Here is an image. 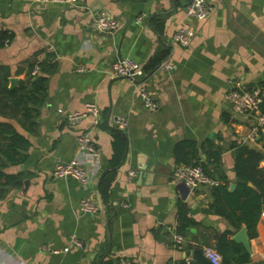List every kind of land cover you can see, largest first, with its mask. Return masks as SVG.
I'll return each mask as SVG.
<instances>
[{
    "label": "crops",
    "instance_id": "1",
    "mask_svg": "<svg viewBox=\"0 0 264 264\" xmlns=\"http://www.w3.org/2000/svg\"><path fill=\"white\" fill-rule=\"evenodd\" d=\"M189 1L0 0V32L12 35L0 44V74L14 89L38 65V77L47 80L33 124L0 115L28 139L17 163L3 153L9 141L0 145V264H196L193 251L216 247L225 232L232 240L243 228L248 235L244 223L235 227L210 209L213 187L190 190L173 173L180 165L176 149L187 140L196 142L200 162L231 191L255 164L246 161V151L237 159L242 147L262 154L256 170L264 169V130L253 139L256 120L225 101L233 80L246 89L264 88V0H208L213 12L200 21L187 17ZM100 11L114 16L116 31L92 28ZM142 13L146 17L137 23ZM184 23L195 30L188 47L174 40ZM125 57L140 63L145 76L112 77V64ZM165 64L171 69L163 70ZM138 85L157 103L156 111L146 108ZM87 103L98 105L99 123L90 116L68 124L67 113L83 111ZM120 116L128 121L123 131L115 123ZM83 132L91 135L97 160L81 154ZM58 158L81 159L98 183L83 187L72 177L54 178ZM148 166L153 172L145 182L142 168ZM246 185L260 191L251 180ZM82 199L99 210L81 211ZM256 230V237L248 235L251 264L264 262L262 214ZM176 234L184 237L179 247Z\"/></svg>",
    "mask_w": 264,
    "mask_h": 264
},
{
    "label": "built area",
    "instance_id": "2",
    "mask_svg": "<svg viewBox=\"0 0 264 264\" xmlns=\"http://www.w3.org/2000/svg\"><path fill=\"white\" fill-rule=\"evenodd\" d=\"M40 3L54 2V3H76L78 0H35ZM186 15L192 20H204L211 16L213 7L209 4L208 0H190L185 8ZM146 17V13L140 14L136 22L141 23ZM92 28L99 33H112L117 30L119 24L114 16L107 11H100L91 21ZM195 35V30L189 23H184L178 27L174 34L175 42L181 47H188ZM38 65L33 70L32 74H38ZM171 69L170 64L163 65V70ZM78 72L86 71L85 67H79ZM111 76L114 78H127L132 81L145 76L140 63L130 57L122 58L112 64ZM138 92L143 99L146 108L149 111H156L158 109L157 103L153 100L147 89L143 85H138ZM225 101L231 105L232 109L239 114L250 116L255 119L257 126L253 128L251 136L256 138L260 130H264V88L255 87L246 89L242 87L239 80L232 81V88L226 93ZM99 108L95 103H87L83 111L69 112L66 115V121L72 126L79 125L85 118L93 116L94 124L97 125L100 121ZM115 123L120 131L126 129L128 121L125 117H117ZM78 146L81 154L94 157L96 160L99 157V151L92 143L91 135L88 132H83L78 138ZM135 172L130 173V177L135 176ZM174 179L183 182L190 190H194L200 186H218L221 182L217 179L210 177L201 165H179L173 173ZM54 178H67L72 177L79 182L83 187H88L90 184L98 183V177L90 175L85 167L84 161L79 158L65 161L58 158L55 168L53 170ZM80 210L86 213H95L99 210L98 206L88 199L80 201ZM264 216V211L262 212ZM71 241L74 245L81 247V241L72 236ZM177 247L184 241V237L180 234L175 235ZM64 250H51L53 254H59L67 251ZM204 253L206 258L212 264H222V256L215 247H205ZM119 264H133L129 260L122 259ZM179 264V263H173ZM183 264H191V260H187Z\"/></svg>",
    "mask_w": 264,
    "mask_h": 264
},
{
    "label": "trees",
    "instance_id": "3",
    "mask_svg": "<svg viewBox=\"0 0 264 264\" xmlns=\"http://www.w3.org/2000/svg\"><path fill=\"white\" fill-rule=\"evenodd\" d=\"M11 39V34L6 31L0 32V44H6ZM1 72H3V68H0ZM7 76V74H0V115L9 120H16L27 127L28 123H34V118L38 115V109L35 106H38L39 102L42 103L40 96L42 92H45L47 80L32 74L27 80L21 81L18 87L10 89ZM118 132L119 136L122 135L120 131ZM1 141H9L3 153L8 156L11 163H17L23 159L24 155L18 152V148H21L20 146L27 147L28 139L20 134L9 121H0V145ZM244 151L248 153L246 161L255 163L249 166L252 173L247 177H240L242 182L233 191L228 189L227 183H220L213 187V202L210 209L216 214L224 216L235 227H240L244 223L248 229L249 237L254 238L257 236V223L264 205V169L256 170L263 155L242 147L238 152L237 159L244 156ZM175 153L180 165H201L205 172L214 178L208 167L200 162L195 141L182 142L178 145ZM19 154L20 156H18ZM223 179L226 180L224 177ZM247 180L256 183L260 191L256 192L248 187ZM101 189L103 192L107 190V186L102 182ZM242 197H245L244 201H241ZM238 211L241 212L240 216ZM182 226H185L184 222ZM229 234V232H225L217 238L215 248L222 256V264H251L250 252L244 245L229 239ZM259 264H264V262Z\"/></svg>",
    "mask_w": 264,
    "mask_h": 264
},
{
    "label": "water",
    "instance_id": "4",
    "mask_svg": "<svg viewBox=\"0 0 264 264\" xmlns=\"http://www.w3.org/2000/svg\"><path fill=\"white\" fill-rule=\"evenodd\" d=\"M12 87L13 88L16 84V79L11 80ZM153 172V167H143L142 168V179L147 182L148 180L150 181L151 176ZM148 181V182H149ZM234 240L237 242L241 243L244 245V247L250 252L251 251V246L249 242V237L246 233V229L240 230L234 237ZM192 258L196 264H212L205 256L204 250L203 249H195L192 253Z\"/></svg>",
    "mask_w": 264,
    "mask_h": 264
}]
</instances>
